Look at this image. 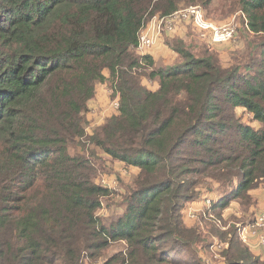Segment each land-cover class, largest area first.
Listing matches in <instances>:
<instances>
[{"label": "trees", "instance_id": "obj_1", "mask_svg": "<svg viewBox=\"0 0 264 264\" xmlns=\"http://www.w3.org/2000/svg\"><path fill=\"white\" fill-rule=\"evenodd\" d=\"M192 5L244 15L226 58L184 37L172 62L138 52L150 18ZM108 80L119 106L88 135ZM115 163L137 170L120 190L100 182ZM262 185L264 0H0V264H264L239 236L256 215L224 216ZM204 188L219 198L188 225Z\"/></svg>", "mask_w": 264, "mask_h": 264}, {"label": "rangeland", "instance_id": "obj_2", "mask_svg": "<svg viewBox=\"0 0 264 264\" xmlns=\"http://www.w3.org/2000/svg\"><path fill=\"white\" fill-rule=\"evenodd\" d=\"M205 13L207 16H210L213 20H215L216 23H223L226 22L227 20L234 19L235 22L237 23V31L239 36V37L237 36L236 38L242 39V36L244 35L243 31L245 27L243 14H241L240 12H234L231 16L224 17L221 15H217L216 11L215 12L212 11L209 15L206 11ZM150 19L146 22V24L150 21ZM178 37L179 38L184 37L183 40L185 42L188 41V44L192 43V45H187V44L186 45L190 46L192 50H197V52L201 50V45L204 44L207 45L208 47L210 46L211 48L215 47L214 45L211 44L207 34L200 32L196 27L192 26L190 22L181 19L176 21L169 20L168 22H166L163 26V32L159 41L165 43L166 41L168 42V40L172 39L171 42L173 43L174 40ZM196 43L199 44L195 45ZM236 43L237 42L234 41L229 44H224L219 46L221 49L218 50L222 52L223 58L227 57V55L230 52L229 49L234 48V45H236ZM156 46L152 47L153 50L151 48L152 51L149 50L148 52L155 53L160 49H162L161 47L159 48L160 45L158 47ZM217 47L218 46H216L215 49H217ZM160 51H164V50L162 49ZM158 58L165 62L166 61L172 62L174 61V54L171 50H165V52H162ZM108 75L109 74H107V76ZM145 82L148 84L150 88H157V82L152 83L147 80ZM117 101H118L117 93L115 92L109 80L98 84L96 96L91 101L89 110L86 113V119H87L86 131L88 135L94 134L99 126L105 123V121L110 116L116 113ZM239 112L241 114V110ZM244 120L248 121V118L245 117ZM134 170L135 169L128 170L124 167H120L118 170H116L110 167L109 171H105L100 174V182L110 187L112 186L115 190H120L121 182L119 180L122 179L125 183H128V181L131 179L130 176L135 172ZM119 176H121V178ZM208 198L215 199L214 193H211ZM114 207L115 205L109 206L108 203H106L105 208L100 210V214L105 219H107V222H109V220L115 218L118 215ZM122 246L125 245L123 244ZM118 249H119L118 246H114L112 249H110V253L114 254L115 252H117Z\"/></svg>", "mask_w": 264, "mask_h": 264}, {"label": "built area", "instance_id": "obj_3", "mask_svg": "<svg viewBox=\"0 0 264 264\" xmlns=\"http://www.w3.org/2000/svg\"><path fill=\"white\" fill-rule=\"evenodd\" d=\"M185 20L190 22L200 32L207 34L212 45H224L234 42L237 34V23L233 19L232 21H226L223 23H216L215 21L206 17L203 8L199 5H192L170 16H153L150 21L145 24L140 33L138 40L137 50L140 54H147L148 51L154 47L163 32V26L169 20ZM119 101H117L116 107L118 108ZM116 108V109H117ZM206 206H211L214 201L211 198H206ZM190 217L197 218V213L191 211ZM239 236L242 241L251 246V237L257 238L258 245L264 248V211L257 214L255 222L239 227Z\"/></svg>", "mask_w": 264, "mask_h": 264}, {"label": "crops", "instance_id": "obj_4", "mask_svg": "<svg viewBox=\"0 0 264 264\" xmlns=\"http://www.w3.org/2000/svg\"><path fill=\"white\" fill-rule=\"evenodd\" d=\"M232 20L233 19H230L227 21H232ZM156 45H155L156 47H158L160 45L159 48L161 47L164 50V51H160V50H162V49H160L159 51H157L155 53L150 52V54H153L156 59H159L158 58L159 55L162 52H165V50H170L163 42L159 41ZM152 50H153V48H152ZM114 167L116 170H118L120 167H124V165L122 163H115ZM134 171L137 172V170H134ZM211 193H214V197H215V199L213 198L214 200L219 198V192L216 190V188L214 190H208V189L204 188L201 190L200 196L195 201L188 203L186 205V207L184 209V213H183L184 214V221L186 222V224L192 225L195 223L196 218L190 217L189 213L191 211H195V213L200 214L202 211H204V209L206 208V200L205 199L207 197H209V195ZM250 194L254 198L255 204L251 206L249 211L243 212L240 203L233 202L230 205V207L225 210L224 216L226 218L230 217L232 215H236L237 217H241L242 214H245L246 217L248 218V217H253V215L257 216V214L263 212L264 211V186L262 185L261 187L250 191ZM251 239H252V243H251L250 247H251L253 253L256 256H259L262 259H264V248L262 246L258 245L257 238L251 237Z\"/></svg>", "mask_w": 264, "mask_h": 264}]
</instances>
